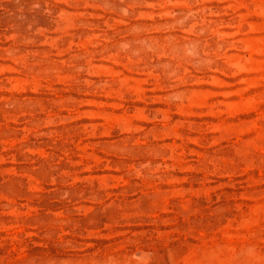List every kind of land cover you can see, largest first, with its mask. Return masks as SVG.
Here are the masks:
<instances>
[{
    "label": "rangeland",
    "instance_id": "374dc122",
    "mask_svg": "<svg viewBox=\"0 0 264 264\" xmlns=\"http://www.w3.org/2000/svg\"><path fill=\"white\" fill-rule=\"evenodd\" d=\"M0 264H264V0H0Z\"/></svg>",
    "mask_w": 264,
    "mask_h": 264
}]
</instances>
